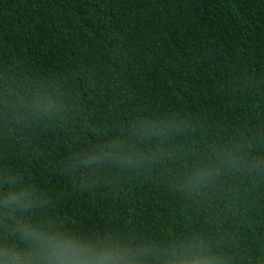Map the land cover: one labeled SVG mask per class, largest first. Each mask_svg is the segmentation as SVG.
Listing matches in <instances>:
<instances>
[{
    "label": "trees",
    "instance_id": "trees-1",
    "mask_svg": "<svg viewBox=\"0 0 264 264\" xmlns=\"http://www.w3.org/2000/svg\"><path fill=\"white\" fill-rule=\"evenodd\" d=\"M141 120L174 128L140 139ZM111 142L134 162L79 164ZM5 178L46 201L33 217L264 264V0H0ZM20 218L0 213V241Z\"/></svg>",
    "mask_w": 264,
    "mask_h": 264
},
{
    "label": "clouds",
    "instance_id": "clouds-1",
    "mask_svg": "<svg viewBox=\"0 0 264 264\" xmlns=\"http://www.w3.org/2000/svg\"><path fill=\"white\" fill-rule=\"evenodd\" d=\"M174 128L173 121L141 120L132 128L140 139L163 137ZM218 162L235 164V154L217 155ZM82 167L101 169L127 166L133 159L119 142L90 145L78 154ZM253 167H259L253 164ZM218 174L209 164L195 170L187 180L190 185L211 183ZM0 187V213L21 217L13 232L19 243L0 241V264H229L226 255L216 252L204 240L161 242L141 240L123 232H97L75 227L70 222L46 214L30 216L46 201L28 186L16 187L14 178H5Z\"/></svg>",
    "mask_w": 264,
    "mask_h": 264
}]
</instances>
